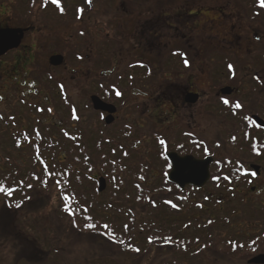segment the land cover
<instances>
[{
    "label": "trees",
    "instance_id": "1",
    "mask_svg": "<svg viewBox=\"0 0 264 264\" xmlns=\"http://www.w3.org/2000/svg\"><path fill=\"white\" fill-rule=\"evenodd\" d=\"M3 1L0 0V6ZM252 4L250 3V6L253 9ZM257 4L258 0H254V17L264 14V9L259 8ZM261 52L260 50L259 54ZM10 105L0 109V185L15 191L11 197L0 193V221L9 223L0 227V264H17L20 261L40 264L43 261L44 253L40 260L20 258L6 262L2 259L5 253L1 249L10 248L11 251L27 242L32 247L31 241L40 240V223L35 221L36 228H31L34 224L30 216L46 210L51 196H43L41 192L52 187L57 191L60 201L55 207L61 208L63 212L67 206L74 211L75 223L81 226L76 228L83 232L98 233L100 229L82 230L83 225H100L107 222L109 231L114 233L118 241H123L122 244L116 245L125 252L139 248L140 251L134 253L143 255L153 248L169 252L173 250L175 257L162 264H184L185 258L195 257V250L199 245L202 248L224 246L231 253L245 256L264 252V210L258 211L259 216H262L260 218L255 215V207L250 208V219L252 217L256 220L258 217L261 221L259 224L256 220L259 227L250 226L256 229L253 237L235 236L231 234L233 221L245 223L247 211L232 206L227 200H222L223 197L215 199L203 196L204 191L211 188L217 192L236 193L241 180L249 174L252 175L251 171L245 168V163H242L246 154L250 155V160L253 159L262 166L261 175L264 174V129L256 126L251 119L248 120L250 129L235 128L234 132L227 135L225 149L230 155L215 163L213 176L207 187L202 190L188 187L186 191L191 193V196L184 199L182 195L186 191L179 190L168 180L170 163L167 158H162L161 162L155 164L152 154L146 159L140 152L128 151L127 147L123 146L122 143L126 139L133 138V133L128 132L127 128L112 132L109 128L92 130L93 118L90 114L79 116L78 111L70 104H66L70 109L62 123L68 120L69 124L73 123L77 128H59L55 122L50 121L41 126L29 116L32 110H27L29 115L23 119L22 111L10 110ZM53 106L49 105L46 112L50 108L55 115ZM38 109H42L40 113L45 111L41 105L37 106ZM73 110L79 117L78 120L72 119ZM37 131L40 133L39 138L36 136ZM136 136L143 138L144 135ZM149 148L150 145L147 144L144 151ZM206 148L209 150L208 145ZM190 151L197 152L195 149ZM256 152L260 155H256ZM155 169L160 171L158 176L154 175ZM45 170L50 175H45ZM97 170H102L103 176L110 182L111 186L106 192L99 193L96 188L98 182L94 172ZM33 176L40 179H32ZM225 176H228L229 180H225ZM41 181H48V186L44 187ZM54 181H60V186L56 187ZM28 184L32 187L28 188ZM65 195L69 197L67 202L62 199ZM103 198L105 200H102ZM184 200H187V203ZM9 204L12 206L9 207ZM16 204H20V207L17 208ZM172 204H176L177 208H173ZM36 206L38 207L34 209ZM84 207H88L90 211H82ZM88 216H91L90 220L85 219ZM62 217L67 222H73V217L66 212L62 213ZM125 224L128 225V231L124 230ZM25 233L30 239L23 237ZM149 237L153 243H148ZM166 237H171V241L165 239ZM257 237L259 240L253 245L252 241ZM240 244L244 247L239 248ZM33 247L37 252V248L43 246L35 243Z\"/></svg>",
    "mask_w": 264,
    "mask_h": 264
},
{
    "label": "rangeland",
    "instance_id": "2",
    "mask_svg": "<svg viewBox=\"0 0 264 264\" xmlns=\"http://www.w3.org/2000/svg\"><path fill=\"white\" fill-rule=\"evenodd\" d=\"M50 1L51 0H48V2ZM204 1L212 5H214V3L221 4L222 7L228 11L230 9L229 6H232L233 3H242L241 6L239 5L237 8V11L238 9H246V6L243 7V3H248V0H109L110 3H204ZM250 1L253 3V9L250 13L254 16V2L252 0ZM64 2L72 3L71 0H64ZM1 3L3 5L0 6V27L21 28L35 22V32L28 36L26 44L29 48L34 46L33 44H36L37 48L34 50V62L32 63L31 59L27 61V63H32L31 65L28 63V68L22 65L25 59L28 58V55L24 53V51L14 55V58H18L23 52L21 54L23 62L17 68L14 67L17 61H14L11 55H7L0 60V98H2L0 99V109H5L7 104H11L10 110L15 109L20 110V112L22 111L21 114L23 119L29 115L26 111L32 110L33 112H30L29 116L41 126L46 125L50 121L52 123L55 122V125L59 128L63 127L68 130H73L77 128L73 123L69 124L68 120L66 121L68 124L66 122L62 123L63 120H66V115L68 116L70 109L66 104H70L75 107L79 116L85 115L84 113H87L86 115L90 114L93 118L91 124L92 130L97 128H109L110 132H112L121 131V129L127 127L126 130L133 133V138L131 140L126 139L122 143L123 146L127 147L128 151L140 152V155H145L146 159L151 156V154L153 158L154 155L157 156V150L156 148L154 149V143L152 141L153 137L155 138L157 134L165 136L168 140L173 139L174 142H178L180 141V137H183L185 133H189L193 138L197 137V139L201 141L204 139L203 143L206 146L208 145L209 150H206V156L209 157L208 155H210V157L214 158V163L211 166V177L213 176L215 163L221 162L226 156L230 155L225 149V140L229 132H234L235 128L241 129L244 127L245 123L240 119L228 117H226V119L209 118L208 116L206 118L199 113L202 107H198V109L195 108V110L190 113V116H176L174 122L167 120L165 115H159L158 118L155 117L156 119L153 120L148 118L149 114H141V112H145L146 108L153 106V104L149 101V98L135 95L138 91L132 90L131 92H127L125 96L123 95L122 100L119 101L113 99L112 94L108 96L110 101H117L114 104L121 107L122 110H120L119 116L115 118L114 123L111 126H106L104 121L105 118L93 111L88 97L91 92L88 88V81H92L98 72L90 73L87 66L88 59L85 53L86 51L82 52V50L76 49H81L78 46L79 38L75 34L77 29L74 26L72 28L70 26L61 27L57 24V21L47 26L43 22L39 23V3H44V0H35V3L33 0H4ZM47 14L50 20L55 16L53 10L49 11ZM241 14L247 15L245 12ZM65 16L66 15L61 16V20L64 22H66L63 18ZM210 17L211 16L207 14V18ZM260 17H264V14H261ZM260 39H264V19L258 21V23H254L253 31L250 33V63L256 68H258L260 58L258 50L261 48L262 51L263 49L262 46L259 47V45H263V43H260ZM207 41L215 42L214 40H209V38ZM26 51L28 52V50ZM167 52L165 47L160 46V60L161 58H166L165 54H167ZM56 53H59L65 58V65L63 68L56 69L49 64V59ZM261 56L263 58L261 63H264V55L262 54ZM118 71L119 67L116 70L113 69L112 77L115 74L117 75ZM176 83H178V85H183V82ZM163 85L164 84L159 87V90L160 88L164 89L168 84ZM200 88L205 89L209 96L211 95L213 97L216 94L214 90H212V86L208 84L202 85ZM113 92L116 93V91ZM40 105L44 107L45 110L42 113L37 110V106ZM49 105H54L53 107H55L56 111L55 115L53 111L46 112ZM262 105L264 104H248L247 107H244L250 110V106H252L254 109L256 107V110H258ZM243 109L244 108L241 107V110ZM35 110L36 112L34 113ZM136 110L137 114H132V112ZM84 118H86V116ZM140 134L144 135L143 138H141ZM136 135L140 137L138 138ZM184 137L183 139H185ZM147 144L150 145V151H144ZM191 149H194V147ZM192 151L189 150V153H195ZM196 153L203 155L202 151ZM207 153L209 154L207 155ZM202 157L203 156L200 158ZM158 160V162L162 161L161 158H158ZM242 163H245V168L249 172V165L251 164L260 166L262 171V166L255 163L253 159L250 160V155L248 154L244 155ZM159 172L160 171L155 169L154 175H159ZM94 173L96 180H99L101 177L106 180L107 189L111 186L107 177L103 176L104 172L102 170H97V172ZM251 174L252 175L249 174L248 177L245 176L243 179L244 181L241 180V184L237 186L236 193L217 192L213 191L212 188L203 193L205 198L210 197L217 199L223 197L222 200H227L232 206L247 211L245 223H238L236 220L233 221L231 234L235 236L248 235V237L251 238L255 234L256 226L259 227V224H261L258 217H256V220L259 224L255 219H252V217L250 219V215L252 214L250 208L255 207L257 210L255 213L256 216L260 214L258 211L264 210V174L261 175L260 173L256 176L252 171ZM242 182H244V184ZM96 188H99L98 183L96 184ZM252 188H255L256 191L257 189L259 190L258 192H252ZM41 195L51 196L48 207L46 210L30 216L33 224L35 221L40 223V233L38 234L40 240H37V242L31 241L32 247L27 242L25 244L22 243L20 247L17 246L13 248L11 251L10 248L1 249V251L5 253L4 258H2L4 261L12 262L20 258L40 260L43 253L45 258L40 264H162L164 261L172 260L175 257L173 250L169 252L158 248L149 249L143 255L135 254L132 250L125 252L118 245L110 242L106 236H101L98 233L83 232L73 227L72 221H65L62 217V213L65 211L62 212L61 208L55 207L60 201L54 187L41 192ZM190 196L191 193L186 191V193L182 195V198L187 199V197ZM36 197H38V195H36ZM102 200L105 199L103 198ZM184 201L187 203V200ZM41 205L42 204H40V206ZM37 207L38 206L34 207V209ZM38 209L41 210L40 208ZM259 217L262 218V216ZM4 224L8 225L9 223L1 222L0 227ZM251 225H254L255 228L253 229L250 227ZM35 226L34 224L31 228L35 229ZM191 232L192 230H190V233ZM30 233L33 234L31 231ZM23 237H28L30 239V236H27L26 233ZM35 243L43 246L41 248L38 247L37 252H35L36 250H34L33 247ZM260 254H264V252L252 256H245L244 254L231 253L228 249L226 250L224 246L214 247L213 245L211 247L202 248V246L199 245V248L195 250V257L192 259L187 257L183 260V263L248 264L249 260ZM17 264L27 263H25V261H20Z\"/></svg>",
    "mask_w": 264,
    "mask_h": 264
},
{
    "label": "flooded vegetation",
    "instance_id": "3",
    "mask_svg": "<svg viewBox=\"0 0 264 264\" xmlns=\"http://www.w3.org/2000/svg\"><path fill=\"white\" fill-rule=\"evenodd\" d=\"M59 2L65 9L63 14L51 1L46 7H42L44 3H39L38 21L46 26L57 21L61 27L74 26L77 29L75 34L79 38L78 46L81 49H76L86 51L90 73L98 72L92 81H88L90 102L93 97H98L115 106L117 113L114 118L119 116L122 109L114 104L117 101H110L108 96L112 94L113 99L119 101L123 95L133 90L138 91L135 95L149 98L152 102L153 106L147 107L141 114H149L148 118L153 120L159 115H165L167 120L174 122L176 116H190L198 107H202L199 113L206 118L246 120L243 129H250L248 120L252 116L264 119V105L258 110L252 106L250 110L244 107L248 104H264V63H261L264 39H260L263 45L258 44L263 48L259 55L258 68L250 63V33L253 31V24L264 17L250 15V0L243 3L246 9L238 11L237 8L242 3H233L228 11L221 4L212 5L205 1L110 3L109 0H92L91 6L86 0ZM77 9H83V13H78ZM51 10L55 16L50 20L47 13ZM242 12L247 15H242ZM207 14L211 17L207 18ZM64 15L66 22L61 20ZM34 27L35 22L21 28L0 27V30H23L25 33L21 45L7 54L17 61L14 65L16 68L23 62V52L18 58H14V55L21 51L28 55L23 67L28 68V63L31 65L34 62V50L37 46L33 44L29 48L26 44L28 36L35 32ZM208 38L215 42L207 41ZM160 46L168 51L166 58L161 60ZM54 56L63 57L61 66L54 67L50 64ZM54 56L49 59L50 66L63 68L64 56L59 53ZM28 59L32 63H27ZM184 59L188 60L187 67ZM229 64L233 65L234 72L229 70ZM118 67L120 73L112 77L113 69ZM176 82H183V85ZM162 84L168 85L159 90ZM207 84L216 93L213 97L200 88ZM226 89H230L231 93L224 94ZM113 91H118L121 95L117 96ZM225 100L228 101L227 104L224 103ZM236 103L241 104L244 109L235 108ZM138 112L140 113L139 110ZM97 113L104 118L109 116L108 113ZM132 114L136 115L137 110ZM184 136L185 139L180 137L178 142L168 140L160 134L153 137L154 149L157 150V156L154 155L155 164L159 163L158 158L169 160L170 153H177L182 157L192 154L199 160L207 158L204 139L201 141L197 137L193 138L189 133ZM160 140H164L165 145H161ZM192 146L197 152L202 151L203 155L189 153ZM201 156L203 157L200 158Z\"/></svg>",
    "mask_w": 264,
    "mask_h": 264
},
{
    "label": "water",
    "instance_id": "4",
    "mask_svg": "<svg viewBox=\"0 0 264 264\" xmlns=\"http://www.w3.org/2000/svg\"><path fill=\"white\" fill-rule=\"evenodd\" d=\"M24 35L25 33L23 30H0V59L10 51L17 49L21 45ZM63 62L64 59L61 56H54L50 60V64L54 67L61 66ZM230 91V89H226L223 93L230 94ZM91 103L94 111L109 114V116L105 118V125L110 126L114 123V114L117 113V108L115 106L103 102L98 97H93L91 99ZM251 118L256 125L264 128V119L259 116H252ZM168 159L171 163V170L168 174V179L181 191H185L188 187L202 190L210 182L211 166L214 163V159L212 157L199 160L191 155L182 157L177 153H170L168 154ZM250 169L256 175L261 173V167L258 165L251 164ZM98 184V192H105L107 189L106 180L101 177L98 180ZM251 191L255 192L256 189L252 188ZM248 264H264V254H260L252 258L248 261Z\"/></svg>",
    "mask_w": 264,
    "mask_h": 264
},
{
    "label": "snow or ice",
    "instance_id": "5",
    "mask_svg": "<svg viewBox=\"0 0 264 264\" xmlns=\"http://www.w3.org/2000/svg\"><path fill=\"white\" fill-rule=\"evenodd\" d=\"M33 2L35 3V0H33ZM86 2H87V4H88L89 6L92 5V0H86ZM47 4H48V0H44V4L42 5V7H46ZM51 4L55 5V7H56L57 9H59V11H60L61 14L64 13L65 9L61 6L59 0H51ZM257 6H258L259 8L264 9V0H258V4H257ZM77 11H78V13H83V9H77ZM256 14L258 15V13H256ZM77 18H80V17L78 16ZM183 62H184V65L187 67V66H188V60H187V59H184ZM228 68H229L230 71H233V72H234L233 65L229 64V65H228ZM115 94H116L117 96H120V95H121V93L118 92V91H117ZM0 99H2V98H0ZM224 103L227 104L228 101L225 100ZM241 107H242L241 104H239V103H236V104H235V108L240 109ZM38 110L42 111V109H38ZM48 111L51 112L52 109L49 108ZM233 115L235 116L236 113L234 112ZM243 118H244V119H249L248 117H243ZM0 119H2V117H0ZM72 119H74V120H78V119H79V117L75 114V110H73ZM245 135H247V134H245ZM36 136H37L38 138H39V136H40V133H39L38 131L36 132ZM233 140H235V137H233ZM159 143H160L161 145H165V141H164V140H160ZM18 146H19V144H18ZM253 148H255V145H253ZM38 152H39V149H37V153H38ZM255 154H256V155H260L259 152H256ZM37 159H39V155H37ZM41 162L43 163V161H41ZM44 174H45V175H50V173H48L47 170H45ZM32 179H40V178L37 177V176H33ZM141 179H143V177H141ZM214 179H219V177H214ZM224 179H225V180H229V177H228V176H225ZM249 182H250V181H249ZM20 183H21V185H23V181H21ZM41 183H42V185H43L44 187H47V186H48V181H41ZM53 183H54V185H55L56 187H59V186H60V181H54ZM27 187H28V188H31L32 185H31V184H28ZM137 187H139V185H137ZM14 191H15V189H12V188H10V187H9V188H6V187H3L2 185H0V193H3V194H5V195L8 196V197H11ZM62 199H63V201L67 202V201L69 200V197H68L67 195H65V196L62 197ZM166 203H168V201H166ZM8 206L11 207L12 205L9 204ZM15 206H16L17 208H19V207H20V204H16ZM172 207H173V208H177V205H176V204H172ZM63 210H64V211H65L70 217H73V227H81L80 225H78V224L75 223V213H74V211L70 210V208L67 207V206H65ZM82 211H84V212H89L90 209H89L88 207H84V208L82 209ZM85 219H86V220H90V219H91V216H88V217H86ZM209 223H211V221H209ZM187 226H188V225H185V227H187ZM109 228H110V226H109V224H108L107 222L102 223V224H100V225H96V224H93V223H86L85 225H83L82 230H83V229H89V230H92V231H96L97 229H100V231L98 232L99 235H101V236H107V237L111 240V242H112L113 244H117V243H121V244H122L123 241H122V240H121V241H118L117 238L115 237L114 233L111 232V231H109ZM124 230H125V231H128V230H129L127 224L124 225ZM165 239L171 241L172 238H171V237H166ZM258 240H259V237H257L256 239H254V240L252 241V244L255 245V244L257 243ZM148 243H153L151 237L148 238ZM235 247H236V246H234L233 250H235ZM238 247H239V248H243L244 245H243V244H240V245H238ZM131 250H132V251H135V252H139V251H140L139 248H133V249H131ZM253 251H255V248H253Z\"/></svg>",
    "mask_w": 264,
    "mask_h": 264
}]
</instances>
